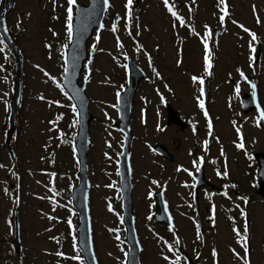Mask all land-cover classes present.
<instances>
[{
  "label": "rangeland",
  "instance_id": "rangeland-1",
  "mask_svg": "<svg viewBox=\"0 0 264 264\" xmlns=\"http://www.w3.org/2000/svg\"><path fill=\"white\" fill-rule=\"evenodd\" d=\"M174 1L165 4L164 0H133L127 6V0H109L105 28L88 42L89 50L97 48L92 67L87 69L85 63L82 77H87L86 92L94 116L87 154L88 199L99 264H125L129 251L119 192L118 162L124 133L115 127L119 119L118 94L128 81V58H133L147 74L140 82L131 115L133 210L143 247L142 264H174L181 255L180 247L193 254L194 259L200 255L196 264H244L245 223L223 217L227 202L236 201L233 196L227 201L214 199L211 209L218 217L205 222L201 238L192 218L184 219L181 214L192 208L189 183L201 156L212 162L206 158L207 170L217 163L225 165L240 185L246 178L254 179L251 173L257 163L253 152H264V131L256 122L255 111L243 114L240 97L251 89L245 76H253L264 108V0H180L181 6ZM68 6V0H8L6 4L8 29L21 53L22 93L11 140L16 149V159L12 160L4 142L9 128L7 99L14 92L15 64L2 43L0 264H86L77 245L79 214L72 203V191L78 183V114L62 87L70 43ZM169 8L177 15L173 16ZM75 11L74 5L73 17ZM115 13L121 16L117 25L113 24ZM215 28L217 36L212 33ZM207 29L212 33L211 41ZM258 40L261 52L256 62L252 50ZM150 58L156 67L154 78ZM211 70L208 117L201 107L200 80ZM166 101L183 119L199 126L200 131L194 133L175 123L168 126ZM209 131L213 132L211 138L207 137ZM177 139H181L179 148ZM156 143L165 144L175 159L171 161L155 151L152 145ZM248 165L250 175L243 171ZM156 191L168 195L176 232L153 218L157 210L153 197ZM253 210L247 258L250 264H264V202L255 204ZM16 219L23 245L21 255L12 243ZM234 229L241 234L237 235ZM169 244L174 248L171 252ZM58 252L63 255H57ZM77 255L80 260L73 259ZM166 256L168 260L164 259ZM179 264H186L183 256Z\"/></svg>",
  "mask_w": 264,
  "mask_h": 264
},
{
  "label": "water",
  "instance_id": "water-1",
  "mask_svg": "<svg viewBox=\"0 0 264 264\" xmlns=\"http://www.w3.org/2000/svg\"><path fill=\"white\" fill-rule=\"evenodd\" d=\"M179 4H181L179 2ZM5 6V0L0 3V33L9 45L11 51L15 56L16 73H15V90L11 98L8 99L10 103V114H9V130L6 135L4 148L9 152L12 159L16 158V150L11 146L12 135L17 127V112L21 100L22 93V82H21V70H20V52L18 47L12 40L6 25V17L3 16ZM103 0H90L89 4L77 3L76 16L73 19V33L71 44L68 48L66 56V67L69 71L64 76L63 87L73 99L78 109V133L76 138V150L78 154V185L73 188L72 200L74 206L77 208L80 216L79 224V246L84 254L87 264H99L98 259L95 255L93 240H92V226H91V215L90 206L88 200V193L90 188V180L88 176V149H89V132L90 125L94 116L90 113L89 108V96L86 93V81L85 78L83 83H80L81 73L84 67V61H87V67L92 66L95 48L92 51H88V41L97 28L98 32H101L104 27V19L107 11ZM118 15L114 16L116 22ZM102 25V27H101ZM7 29V31H5ZM259 54V44L256 46L255 57ZM74 65V67H73ZM129 82L124 88L123 92L119 94V100L117 109L119 110L120 120L116 125L122 129L125 134V145L123 152L120 155V175H121V192L123 197V204L125 209L123 222L126 227L127 242L130 247V251L127 254L126 264H141V252L142 245L138 239L136 231V222L133 212V195H132V168L130 164V148L132 133L130 129V121L132 114V106L134 103V97L139 86V82L142 78L146 77L145 73L135 63L134 60H129ZM211 76L204 82V93L205 102L204 106L208 110V84ZM252 93L246 94L242 97V105L245 112L257 109L259 112V119L264 126V111L259 103L257 88L252 80ZM168 110V124L175 123L182 129L187 127L180 117L178 111H176L170 103L167 105ZM195 132L198 131L197 127L193 129ZM209 137L212 133H209ZM154 148L162 155L166 156L170 160L173 159L165 145L158 143ZM256 159L259 163L258 175L260 176V194H264V153H255ZM204 164H201L197 178L196 189L200 186L201 178L203 177ZM154 196L157 197V208L158 211L154 213L155 220L159 223L170 224L174 226L173 218L168 208V204L164 199L163 192H156ZM18 216V215H17ZM202 227V223H201ZM16 251L22 252V243L20 239V226L18 219H16V235H15ZM250 249V246H249ZM188 264H194L192 258L187 252H183Z\"/></svg>",
  "mask_w": 264,
  "mask_h": 264
},
{
  "label": "flooded vegetation",
  "instance_id": "flooded-vegetation-1",
  "mask_svg": "<svg viewBox=\"0 0 264 264\" xmlns=\"http://www.w3.org/2000/svg\"><path fill=\"white\" fill-rule=\"evenodd\" d=\"M190 126H188L186 130L192 128ZM177 141L179 143V146L177 148H179L181 146V139H177ZM172 143H176V138L172 140ZM206 158L208 162H211V160H209L207 156H201L200 158V161L204 159L205 165ZM174 159L175 156H173V159H171V161H173ZM198 171V168H195V173L191 174L192 179H190L189 185L190 189L192 187L191 193L193 191V203L191 204L193 208H191L185 214H181L184 219H191L193 217L194 219L196 218L197 221L207 223L216 221L218 214L213 213L211 209L214 199L219 198L220 200L227 201L229 196H233L236 201L232 204H229L227 202V208L224 210L226 215H223V217L226 220H230V218H232L234 221H248L250 223L254 220L253 214L255 211L253 210V207L255 204H260L264 202V195L261 196L257 194L258 188L254 183L250 182V178H246V181L243 183V185H240V182L232 176L227 167L215 165L214 167H209V169L207 170L205 166L203 177L201 178L200 186L197 190V195L195 196L197 184V179L195 177ZM243 171L249 173V165L248 168L244 167ZM225 172H227V175H224ZM252 174H254V172H252ZM249 188L253 190V193L250 192L251 190H249ZM225 193H227V195H225ZM164 195L169 203L170 201L168 195L165 193ZM195 203H197V206H195Z\"/></svg>",
  "mask_w": 264,
  "mask_h": 264
},
{
  "label": "snow or ice",
  "instance_id": "snow-or-ice-1",
  "mask_svg": "<svg viewBox=\"0 0 264 264\" xmlns=\"http://www.w3.org/2000/svg\"><path fill=\"white\" fill-rule=\"evenodd\" d=\"M164 2H165V4H167L168 3V0H164ZM223 2H224V0H221V3H223ZM103 3L105 5V7H107L108 0H103ZM132 3H133V0H127V6H131ZM75 4H76V0H68V5L69 6L67 8V22L66 23H67V32H68V35H69V39L70 40L72 38V32H73V6ZM169 11L172 13L173 16H176L177 15L176 12L172 11L171 8H169ZM129 17H131V13L130 12H129ZM220 19H221V22H223L224 16L222 15L220 17ZM183 23H184L183 22V19L181 18V25L182 26H183ZM101 27H102V25H101ZM241 27H243V26H241ZM245 30L247 31V29H245ZM5 31H7V29H5ZM113 31H115V28H113ZM131 34H132L131 31H129V35H131ZM211 37H212V33H211V31H209L208 38L210 39ZM253 39H255V35L254 34H253ZM97 40H99V36H97ZM2 43H3V39L0 38V44H2ZM205 48L207 50V41H205ZM73 67H74V65H73ZM209 67H211L210 64H209ZM64 71L67 73L69 71V69L67 67H65ZM157 75H159V73H157ZM201 83H203V81H201ZM253 87H254V85H253ZM65 94L67 95V93H65ZM72 107H73V111H76V106L73 105ZM201 107H203V105H201ZM209 126H211V125H209ZM240 147H243V144H241ZM224 175H227V172H225ZM225 195H227V193H225ZM109 208L111 210V206H109ZM149 219H151V217H149ZM69 223H71V221H69ZM234 231L237 233V235H240L241 234L239 229H234ZM197 234H198V238H200L199 237V228L197 229ZM243 235L245 237L244 258H243L244 259V264H250V261L247 258L248 257V254H249V248L247 246V236H248V225L247 224H245V227H244V230H243ZM116 238L119 239V236H117ZM179 243H180V241H179V239H177L176 240V244H179ZM167 247H168V250L170 252L174 250L173 246L170 245V244L167 245ZM57 255H61L62 256L63 253H59L58 252ZM73 259L80 260L81 257H80V255H77V256L73 257ZM164 259L168 260L169 258L166 256V257H164ZM179 260H180V257L177 256L176 257V261L174 262V264H179ZM81 264H82V262H81Z\"/></svg>",
  "mask_w": 264,
  "mask_h": 264
}]
</instances>
